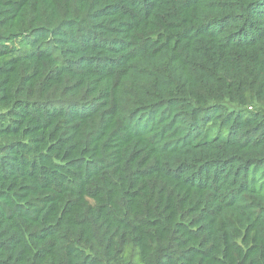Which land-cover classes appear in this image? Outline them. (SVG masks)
<instances>
[{
    "label": "trees",
    "instance_id": "16d2710c",
    "mask_svg": "<svg viewBox=\"0 0 264 264\" xmlns=\"http://www.w3.org/2000/svg\"><path fill=\"white\" fill-rule=\"evenodd\" d=\"M0 264H264V0H0Z\"/></svg>",
    "mask_w": 264,
    "mask_h": 264
}]
</instances>
